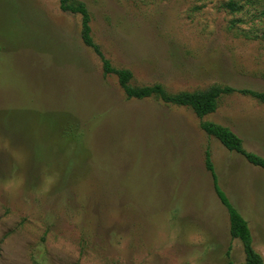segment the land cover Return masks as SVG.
<instances>
[{
  "label": "rangeland",
  "instance_id": "1",
  "mask_svg": "<svg viewBox=\"0 0 264 264\" xmlns=\"http://www.w3.org/2000/svg\"><path fill=\"white\" fill-rule=\"evenodd\" d=\"M131 84L264 91V0H74ZM238 8L230 9L228 3ZM233 130L264 158V102L128 99L60 0H0V264H244L205 166L248 221L264 261V169L200 127Z\"/></svg>",
  "mask_w": 264,
  "mask_h": 264
},
{
  "label": "trees",
  "instance_id": "2",
  "mask_svg": "<svg viewBox=\"0 0 264 264\" xmlns=\"http://www.w3.org/2000/svg\"><path fill=\"white\" fill-rule=\"evenodd\" d=\"M228 7H230V9L238 8L233 2L228 3ZM60 9L64 12L79 14L81 16L82 42L84 45L91 48L100 58L104 75L115 74L118 77L119 85L128 99L142 100L156 98L167 104L190 107L200 119L216 112L219 101L223 95L238 92L244 95H250L260 102H264V91H256L249 88H236L229 85L214 84L204 90L181 91L177 93L168 92L161 84L133 86L131 84L133 79L132 71L113 67L110 60L103 54L100 46L94 42L92 37L91 16L87 6L81 1L60 0ZM200 127L208 136L218 139L229 151L243 156L250 164L264 169V158L258 154L247 151L243 146L241 137L230 128L205 120L200 122ZM205 166L211 173L214 191L229 214L230 235L234 239H239L243 245L245 253L244 264H264L262 257L253 247V236L248 221L233 206L218 183L211 150L209 148L205 151ZM226 257V264H234L231 259V247L227 250Z\"/></svg>",
  "mask_w": 264,
  "mask_h": 264
}]
</instances>
